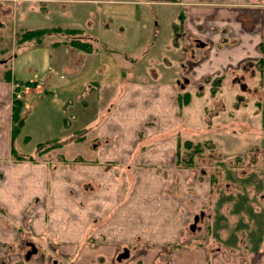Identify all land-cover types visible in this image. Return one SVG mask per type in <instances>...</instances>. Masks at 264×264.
<instances>
[{
	"label": "rangeland",
	"instance_id": "obj_1",
	"mask_svg": "<svg viewBox=\"0 0 264 264\" xmlns=\"http://www.w3.org/2000/svg\"><path fill=\"white\" fill-rule=\"evenodd\" d=\"M129 1L159 0H115L114 4H99L104 8L101 13L96 4L82 0H0V79L11 74L13 83H18L23 123L15 139L16 149L40 156L39 160L43 155L38 153L48 151L55 164H58V155L68 158L65 161L72 172L83 176L79 184L82 195H72L80 204L97 201L101 188L110 186L101 184L103 175L118 179L120 195L112 207L113 213H126L137 207L143 213V208L149 205H163L166 224L175 218V226L172 241L161 256L165 261L159 264H172L173 251L177 249L217 251L219 241L226 236L227 224H217L215 208L222 205L221 213L228 212L229 202L234 199L227 197L238 191V186L225 177L226 173L232 171L242 177L251 170L262 169L264 152L258 147L260 139L256 132L259 131L255 125L264 99V86L255 88L250 81L232 82V77L237 75L235 70V73L228 71L224 78L204 80L200 84L185 83L182 79L172 89L146 85L132 90L129 82L148 81L151 71H156L161 78L180 73L192 76L195 70L192 66L196 64L186 66L183 71L184 58L196 62L199 57H192L190 50L201 51L203 45L195 38L197 27L192 23L185 24L182 31L188 45L187 54L181 35H174L181 7L156 2L137 6ZM109 5L114 10L105 17ZM137 11L144 13L138 17ZM69 29L77 32L70 33ZM81 33L84 36L102 33L108 41L102 38L95 47L94 41L84 40ZM138 35L141 39L134 48L129 44ZM105 43L115 50H109ZM77 51H82L84 57ZM94 51L97 53H85ZM54 57L66 63L70 60V69L56 68ZM128 70H133L131 77L127 76ZM40 80H45L48 87L34 91ZM93 82L98 85L86 89ZM185 92L188 96L178 102L177 97ZM68 99L72 102L65 106ZM124 101L130 102V115L124 117L130 124L112 127L113 135L106 139L97 136L96 130L110 110L115 105L122 110L119 107ZM79 119L83 139L75 144L69 138ZM55 141L61 146L38 147ZM196 144L200 150H192ZM108 155L113 161L106 160ZM80 165L86 166L80 168ZM246 189L249 196L257 195L258 203L262 200L263 188L258 191L250 185ZM144 191L151 192L144 196ZM223 197L227 198L225 204L221 203ZM36 203L40 210L49 212L51 208L46 200L26 207L13 233L14 241L0 246V258L4 264H25L32 259L43 264H74L64 257L67 254L55 243L56 238L47 233L42 238H34L29 215ZM233 215L228 221L235 219ZM109 219L110 216L103 221ZM103 221H93V227ZM138 225L142 227L141 222L137 228ZM144 231L131 240L137 245L127 247L129 257L121 258L117 264H131L138 251L153 246L151 238L148 241L145 237L156 232L146 231V227ZM27 242L36 244L37 253L25 261L24 255L31 249ZM194 258L186 254L179 264H208L206 259L199 257L195 261Z\"/></svg>",
	"mask_w": 264,
	"mask_h": 264
},
{
	"label": "crops",
	"instance_id": "obj_2",
	"mask_svg": "<svg viewBox=\"0 0 264 264\" xmlns=\"http://www.w3.org/2000/svg\"><path fill=\"white\" fill-rule=\"evenodd\" d=\"M82 1L96 4L97 11L100 13L104 8L99 4H114L113 2H115V0ZM129 2L135 3L137 6L139 3L156 2L160 5L181 7L178 13L180 20L175 22L174 35H181L187 54L188 45L184 40L182 31L186 28L185 24L192 23L193 26L197 27L195 38L200 41V45H203L202 47L198 46L201 47V51L194 48L190 50L192 57H199L196 62L188 61L184 58L183 71L186 66L189 67L194 63L196 64L192 66L193 70L195 68L194 71L191 70V72L193 71L192 76H187V74L184 76L180 73L171 78H161L156 71L149 69L151 76L148 81H146L147 79L145 80L147 83L145 81H137L136 83L135 80L129 82L128 87L132 90L146 85L151 88L172 89L182 79L185 83L194 82L193 84H200L204 80L224 78L228 71H234L235 73V70H237V75L232 77V82L246 83L250 81V84L253 82L255 88L264 86V0H159ZM107 9L105 17L114 10L112 6ZM142 13L144 12L137 11V16L140 17ZM154 16L157 18L156 14ZM101 23L105 25L103 20ZM177 24H180L179 27ZM201 29L207 32L206 35ZM193 31L195 30L193 29ZM118 35L122 36L121 34ZM82 36L84 40L91 38L95 47L100 39L104 38L106 40V35L102 33ZM140 39L141 37L138 35L136 40L129 45L136 48L138 46L137 40ZM105 45L109 50H115L112 46L106 43ZM68 47L72 48L70 45ZM95 51L85 53L90 55L97 53ZM77 53L80 57L83 56L82 51H77ZM53 60L56 63L52 64L56 68L59 67L60 70H65L69 67L70 69V60L68 63L63 59L56 61L55 57ZM74 72L76 73V71ZM128 72L127 76L131 77L133 70H128ZM13 81L15 79L12 78L11 74H5L4 78L0 79V246L14 241L13 233L17 231L16 226L25 215V208L39 200H46L47 205L51 206L49 212L40 210L38 203L31 208L32 212H30L29 218L34 238H42L44 233L56 238L55 243L62 249L61 251L67 254L64 257L67 260L69 259L70 262H74V264H117L120 260L129 257L128 253V256L122 259L118 258L125 249L128 250V246L136 247L137 244L131 240L136 239L140 234H144L146 227V231L153 230L156 232L149 238L143 235L148 241L151 238L154 244L143 251H138L137 257L131 261V264L161 263L163 258L161 256L163 252H166V245L172 241L170 237L175 226V218L171 222L172 224L170 222L166 224L167 213L162 211L163 205H160V203V207H150L149 205L143 208V213L140 207L126 213L118 211L113 213L112 207L118 202V196L120 195L118 179L115 176L103 177V175L100 176V179L102 178L101 180H103L101 184L104 182L110 186L106 185L101 188L97 201L89 204L84 201L80 204L76 202L73 196L81 194L79 184L83 180V176L75 175L72 172L70 164L65 161L68 158L62 157V154L58 155L60 158L58 164H55L53 163L55 161L53 160V155H50L48 151L38 153L43 155L40 158L41 160H39L40 156L37 158L34 154H26L16 149L15 139L19 132L14 134L12 131V102L15 97H18V92L16 89L13 91ZM94 85H98L97 82L85 87L86 89H91ZM46 87H48L47 82L40 80L34 91H42ZM180 87L182 88L183 84ZM84 92L85 90H83ZM263 100L261 101V111L256 114L259 122L257 121L255 125L257 131H259L258 133L256 132V134H259L260 139L258 147L262 152H264ZM70 102L72 101L68 99L65 106ZM124 102L119 107L122 109L120 111L116 105L112 106V112L110 110L106 119L96 130L97 136L106 139L107 136L113 135L112 127H125L130 124V122H125L124 120V117L130 115L128 114L130 113V102ZM125 106L126 109L124 110ZM124 112L127 113L126 116L123 114ZM138 118L140 120V114L136 116L137 120ZM80 119L77 127L74 126L69 138V141L75 144L83 139L81 134L82 120L80 121ZM134 122L132 124L138 125ZM60 146L59 144L58 147ZM105 148L107 149V147ZM109 156H105L106 160L113 161L110 159L112 157ZM85 166L80 165V168ZM225 177L229 182L238 186V191L227 197L229 200L234 198L236 200L233 204L229 202V211L222 214V205L219 208H215L214 211L215 221L218 217L217 224L223 223L224 226L227 224L225 238L219 241L220 246L217 247L216 252L214 250L211 251V249H200V251L199 249H190L186 252L184 249H177L173 251L172 264H179L183 257L189 253L195 257V261L200 257L201 259H206L205 262L208 264H264V252H262L264 248V195L261 196L262 200L258 203V200L256 201L257 195H255L256 197L249 196V192L247 193L246 189L250 185L256 186L258 191L261 188L264 189V165L262 169L251 170L250 173L242 177L237 176L232 171H228ZM150 192L144 191L143 195H148ZM227 198L223 197V202L221 203L225 204L224 200H227ZM252 202L254 203L253 206L251 205ZM231 215L235 219L228 221ZM109 216V221L106 220L104 222L103 220ZM93 221L103 222L93 227ZM139 222L142 223V227L138 225L139 227L137 228V223ZM148 222L150 225H147ZM51 226L52 229L50 228ZM29 244L33 243L29 242ZM29 244L27 245L30 246ZM34 247L36 252L32 253L29 259H25L24 255L25 261L30 260L37 253L36 244ZM151 251H154V253H151ZM162 261H165V259ZM0 262L4 264L1 258ZM18 262L20 263L19 259ZM25 264L43 263H40L37 259H32Z\"/></svg>",
	"mask_w": 264,
	"mask_h": 264
},
{
	"label": "trees",
	"instance_id": "obj_3",
	"mask_svg": "<svg viewBox=\"0 0 264 264\" xmlns=\"http://www.w3.org/2000/svg\"><path fill=\"white\" fill-rule=\"evenodd\" d=\"M70 30V33H75L77 32V30ZM69 30H67L69 32ZM9 75V74H8ZM187 97L188 94L185 92L183 94H180L178 97H177V100L178 102H181V98L182 97ZM22 108V101L20 99H18V97H15L13 99V102H12V123H13V127H12V131L14 134H17L19 131H20V127L22 126V123H23V118L21 117V114H20V110ZM59 144L58 141H55V142H48V143H45V144H39L38 147H42V146H45V149H50L52 147H54L55 145ZM194 146V145H193ZM195 147V148H194ZM193 147L192 150H200L201 147H199L198 144H196L195 146ZM212 180H214V177L211 178ZM236 200L234 198V201H231V204L235 203Z\"/></svg>",
	"mask_w": 264,
	"mask_h": 264
},
{
	"label": "water",
	"instance_id": "obj_4",
	"mask_svg": "<svg viewBox=\"0 0 264 264\" xmlns=\"http://www.w3.org/2000/svg\"><path fill=\"white\" fill-rule=\"evenodd\" d=\"M196 220H197V217L195 216L194 217V222ZM193 228H194V224L191 225V229H193ZM29 245L31 246L30 247L31 249L28 250V251H26V253H25V259H29L30 256L32 255V253H35L36 252V248L34 247V245L33 244H29ZM126 256H128V250L127 249H125L124 252L121 253L118 258H123V257H126Z\"/></svg>",
	"mask_w": 264,
	"mask_h": 264
},
{
	"label": "flooded vegetation",
	"instance_id": "obj_5",
	"mask_svg": "<svg viewBox=\"0 0 264 264\" xmlns=\"http://www.w3.org/2000/svg\"><path fill=\"white\" fill-rule=\"evenodd\" d=\"M14 84V83H13ZM18 84V83H17ZM17 84H14V86H15V89H16V91L18 92V85ZM27 243H29V242H27Z\"/></svg>",
	"mask_w": 264,
	"mask_h": 264
},
{
	"label": "built area",
	"instance_id": "obj_6",
	"mask_svg": "<svg viewBox=\"0 0 264 264\" xmlns=\"http://www.w3.org/2000/svg\"><path fill=\"white\" fill-rule=\"evenodd\" d=\"M18 85V84H17Z\"/></svg>",
	"mask_w": 264,
	"mask_h": 264
}]
</instances>
